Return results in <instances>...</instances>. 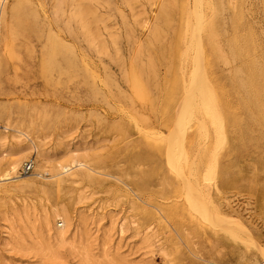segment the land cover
<instances>
[{"label": "rangeland", "instance_id": "374dc122", "mask_svg": "<svg viewBox=\"0 0 264 264\" xmlns=\"http://www.w3.org/2000/svg\"><path fill=\"white\" fill-rule=\"evenodd\" d=\"M163 1L5 0L0 130L7 139L0 154L10 150L18 129L28 133L26 143L40 146L42 157L33 150L22 158L0 157V180L18 160L12 177H23L0 181V264H264V119L248 138L242 126L224 128L221 120L203 136L207 141L198 137L199 152L212 150L219 168L203 161L200 175L185 183L164 164L157 146L168 142L177 150L186 141V131H170L162 109L183 7L197 19L183 43L186 65L198 45L214 46L212 35L219 54L229 52L234 40L238 56L216 60V87L224 100L256 99V116H264V81L263 91L250 98L241 83H250L248 68H242L245 36L264 59V0ZM163 3L169 20L161 15ZM209 19L213 30L204 26ZM158 29L162 35L155 37ZM52 46L57 67L47 68ZM142 80L149 82L144 86ZM187 131L194 133V127ZM74 159L85 167L73 165ZM29 160L35 168L25 174ZM192 202L204 216L191 211ZM57 211L70 223L63 241L56 234Z\"/></svg>", "mask_w": 264, "mask_h": 264}, {"label": "bare ground", "instance_id": "6f19581e", "mask_svg": "<svg viewBox=\"0 0 264 264\" xmlns=\"http://www.w3.org/2000/svg\"><path fill=\"white\" fill-rule=\"evenodd\" d=\"M165 1V0H164ZM163 1V2H164ZM169 1V0H168ZM167 3V2H166ZM163 7L165 6L166 8L163 11V13H161V15L163 17H165L167 20H169V9L167 8V6L165 5V3H163ZM170 4H172L170 2ZM176 4V3H175ZM185 4V3H184ZM168 5V4H167ZM177 5H175L176 7ZM183 5H181L182 7ZM162 7V6H161ZM172 7V6H171ZM174 7V8H175ZM178 7V6H177ZM173 8V9H174ZM236 8V7H235ZM162 9V8H161ZM6 2L5 0H0V41L3 40V35H4V32H6V24H7V18H6ZM86 10V9H85ZM83 10V11H85ZM199 10V9H198ZM171 11V10H170ZM181 11L183 12V20H182V24L180 23V27H177V29H180L178 30L177 34H176V39H177V43H176V46L174 48V60H175V63L174 65H171L172 67L171 68H174L173 69V73H172V78L170 80H172L169 84V86L167 87V89H165L166 91V100H164L165 102V105L164 107L162 106V109H164V113H163V119L164 121L168 124V126L170 127V131L172 133H179L180 131H186V141L184 142H180V146L179 148L176 150L175 148L171 147L168 142H162L161 144H157V146L160 147V150L164 156H162V159L165 160V163L168 168L178 177L180 178L181 180H183V182H188L190 181V179H193L194 176H199L200 175V170L201 169V165H202V162L205 161L206 162H209V163H214L216 169L219 168L218 167V158L216 157V155H214L213 151L210 150V149H204V150H200L199 152V144H198V140L197 141V138L198 137H201V139H203L204 137L203 136H210V129L215 127L216 124L218 123L219 120H221V124L223 125L224 128L228 127L229 125H232V126H242V129H243V135L245 138H248L250 133H253L254 131V128H255V125L257 123H261L262 120L264 119V116H261L258 115L256 116V110L258 108V101L255 100H252L250 98V95L252 97L253 94H257L258 91H259V94L261 93V91H263L262 89V81H264V59L262 57H257L259 55L256 56V54H254V49H255V42L253 39L251 38H246L245 36V47L242 49V53H241V56H243V60L245 61L244 64L245 66H243L242 68H248V73H246L245 75L249 77V81L250 83H247L246 81H242L241 83L243 84L242 87L245 89V91L247 92L248 94V97L250 99H247V97L244 99V100H239V101H232L230 99H227V100H224L223 99V94L220 93L216 87V84H215V79H214V67H215V64H216V60L221 58L225 61H227L231 56L235 57L236 56V51L239 50V48L235 49L234 51V47L232 44H235L234 43V40L232 43H228L230 45H228L230 47V50L229 52H227L226 54H223V53H220L218 51H216V47L219 46L215 40V35H212L211 36V40L210 42L214 44V46H210L209 48L208 47H203L202 45H198L197 48V51L195 52V56H193V60H191V62L188 63V65H186V57L184 56V53L182 52L183 51V43H184V39H188V36H187V33L190 32V35H191V30L196 27V26H192V22L193 24H196L195 22L197 21V19H192L189 15H188V10L186 9L185 11V8H181ZM196 11V10H195ZM235 12V11H234ZM80 13V12H79ZM196 12H194L195 14ZM199 13L197 11L196 13V18L199 17ZM174 14V12H173ZM179 14V13H178ZM80 16V15H79ZM195 16V15H193ZM201 16V15H200ZM244 15H242L243 17ZM173 17V15H172ZM181 17L182 15L180 16V22H181ZM239 17V16H237ZM245 17V16H244ZM164 18V19H165ZM175 18V17H173ZM179 18V17H178ZM160 19V17H159ZM163 19V18H161ZM240 19V18H239ZM244 20V18H242ZM166 20V21H167ZM212 20V19H211ZM211 20L209 19V21L211 22ZM238 20V18H237ZM51 21V20H50ZM143 21V20H142ZM159 21V20H158ZM161 21V20H160ZM164 20V22H166ZM173 21V20H171ZM199 21V20H198ZM242 21V20H241ZM240 21V22H241ZM169 22V21H168ZM161 23V22H160ZM235 23V22H234ZM246 23V21H245ZM249 23V22H248ZM147 24V23H146ZM178 24V23H177ZM176 24V25H177ZM199 24H200V21H199ZM213 21L211 23H206L204 26L207 25L208 29L210 30H213ZM244 24V23H243ZM148 25V24H147ZM167 25V24H166ZM182 25V26H181ZM198 25V23H197ZM245 25V24H244ZM169 26H171V24H169ZM168 26V27H169ZM203 26V25H202ZM240 26V25H239ZM238 26V27H239ZM167 27V26H166ZM165 27V28H166ZM215 27V26H214ZM235 27V26H234ZM192 28V29H191ZM198 28V27H197ZM168 29V28H167ZM176 29V28H175ZM174 29V30H175ZM206 29V28H205ZM204 29V30H205ZM206 29V30H208ZM233 29V28H232ZM149 30V29H148ZM201 30V28H200ZM199 30V31H200ZM205 30V31H206ZM235 30V29H233ZM253 30V29H252ZM176 31V30H175ZM193 31V30H192ZM194 32H196L194 30ZM234 32V31H233ZM199 33V32H197ZM201 33V32H200ZM206 33H209L206 31ZM205 33V34H206ZM154 34H155V37H158L159 34V29L158 30H155L154 31ZM231 34V33H230ZM237 34V33H236ZM255 34V32H254ZM162 35V34H161ZM201 35V34H200ZM210 35V34H209ZM246 35V34H244ZM187 36V38H186ZM197 37L199 35H196ZM230 36V35H229ZM240 36V35H239ZM248 36V35H247ZM165 37V36H164ZM194 37V36H193ZM206 37V36H205ZM210 37V36H208ZM237 39H238V35L236 36ZM254 37V35H253ZM263 38V37H261ZM157 39V38H156ZM164 39V38H163ZM195 39V37H194ZM200 39V38H199ZM208 39V38H207ZM217 39V38H216ZM235 39V38H234ZM237 39H236V42H237ZM241 39V38H240ZM255 39V38H254ZM159 40H162L161 38ZM168 40V39H167ZM166 40V41H167ZM201 40V39H200ZM225 40V39H224ZM227 40V39H226ZM243 40V39H242ZM257 40V38L255 39ZM154 41V39H153ZM165 41V42H166ZM169 41V40H168ZM171 41V40H170ZM196 41V39H195ZM203 40H201L202 42ZM239 41V40H238ZM257 42V41H256ZM151 43V42H150ZM161 43V42H160ZM240 43V42H239ZM264 43V42H263ZM157 44V43H155ZM165 44V43H164ZM197 44V43H195ZM200 44V42H199ZM217 44V46H216ZM221 44V43H220ZM259 44V43H258ZM258 44H257V47H258ZM150 45V44H149ZM158 45V44H157ZM163 45V44H162ZM172 45V44H171ZM239 45V44H238ZM2 46V45H0ZM156 46V45H155ZM161 46V45H160ZM166 46V45H165ZM237 46V45H236ZM235 46V47H236ZM240 46V45H239ZM243 46V44H242ZM158 49H159V46H157ZM166 48V47H165ZM172 48V47H171ZM262 48V47H261ZM259 47V49H261ZM163 49V47H162ZM258 49V50H259ZM227 50V49H226ZM163 50H161L162 52ZM166 51V49H165ZM256 51V49H255ZM173 52V51H172ZM257 52V51H256ZM264 53V51H262ZM164 53V51L162 52ZM82 54V53H81ZM238 54V53H237ZM5 55V54H4ZM262 55V54H261ZM162 56V54H161ZM238 56V55H237ZM236 56V57H237ZM239 56V57H241ZM81 57V56H80ZM238 57V59H239ZM157 58V57H156ZM160 58V57H159ZM164 59V57H163ZM162 59V60H163ZM237 59V60H238ZM1 55H0V63H1ZM84 60V59H83ZM161 60V59H160ZM231 60V59H230ZM242 60V59H241ZM239 59V61H241ZM48 66L47 68H56L57 67V62H56V59H55V52H54V47L52 46L50 48V57H49V60H48ZM219 61V60H218ZM5 62V61H3ZM7 62V61H6ZM85 62V61H84ZM151 62V61H150ZM149 62V63H150ZM72 64L70 66H74L76 67L77 64L75 62H71ZM154 63V62H153ZM152 63V64H153ZM239 63V62H238ZM241 63V62H240ZM185 64V65H184ZM134 65V64H133ZM155 65V64H153ZM152 65V66H153ZM222 64H220L221 66ZM240 65V64H239ZM0 66L2 67L3 65L0 64ZM188 66L187 70H188V75L190 77H192V80L189 81L188 83V80H186L185 78V70H186V67ZM236 66V65H235ZM141 67V66H140ZM154 67V66H153ZM231 67H234L231 66ZM237 67V66H236ZM132 68H134V66H132ZM142 70L146 71V69H143V67H141ZM146 68V67H145ZM151 68V67H150ZM149 68V70H151ZM193 68V70H192ZM234 69V68H233ZM242 69V70H244ZM141 70V69H140ZM155 70V69H154ZM172 70V69H171ZM230 71V70H229ZM234 71V70H233ZM247 71V70H246ZM142 72V71H141ZM151 72V71H150ZM153 72V71H152ZM224 72V71H223ZM144 73V72H142ZM235 73H239L238 72H235ZM154 74H155V71H154ZM147 75V74H146ZM151 75V73L149 74ZM227 75V74H225ZM142 77H144V75L141 74ZM228 76V75H227ZM245 76V77H246ZM147 77V76H146ZM151 77V76H150ZM234 77V75H233ZM232 77V78H233ZM140 78V77H139ZM153 78V77H152ZM154 78H156L157 80V77L154 76ZM144 79V78H142ZM235 79V78H233ZM153 80V79H152ZM152 80H150L151 82H153ZM245 80V79H244ZM143 81V80H142ZM166 81V80H165ZM248 81V82H249ZM149 82V81H148ZM147 82V83H148ZM150 82V83H151ZM158 82V81H157ZM146 83V82H145ZM144 81H143V85L145 84ZM146 83V84H147ZM159 84L161 83L158 82ZM157 83V84H158ZM134 84L137 85V79H135L134 81ZM156 84V85H157ZM158 84V85H159ZM189 84V85H188ZM150 85V84H149ZM147 85V86H149ZM153 85V84H152ZM155 85V86H156ZM162 85V84H161ZM146 86V85H144ZM160 86V85H159ZM189 86V88H188ZM142 87V86H141ZM145 88H149V87H145ZM224 88V87H223ZM153 89H156L157 88H153ZM236 89V88H235ZM145 89H143L144 91ZM159 90V89H158ZM157 90V91H158ZM142 91V90H141ZM147 91V90H146ZM146 91H144L146 93ZM150 91V89H149ZM148 91V92H149ZM154 91V90H153ZM241 91V90H240ZM148 92L146 93L148 95ZM159 92V91H158ZM239 92V90L237 91V93ZM151 92H149L150 94ZM240 93V92H239ZM243 93V92H242ZM146 94L144 95V97L146 96ZM232 93L230 92V95ZM238 95V94H237ZM264 95V94H262ZM151 97V94L148 95ZM226 96V95H225ZM245 96V95H244ZM247 96V95H246ZM259 95H257L258 97ZM147 97V96H146ZM153 97V96H152ZM242 97V96H241ZM148 98V97H147ZM156 98V96H155ZM230 98V96H229ZM150 99V98H149ZM151 100V99H150ZM154 100V99H153ZM264 104V102H263ZM262 107V106H261ZM264 108V107H263ZM261 110V109H260ZM264 110V109H263ZM258 111V110H257ZM260 112V111H259ZM264 122V121H263ZM175 124H178V128H175L177 126H175ZM192 126L194 127V133L190 134L188 131H187V128L188 126ZM258 125V124H257ZM1 126V125H0ZM174 129H177V130H174ZM215 129V128H214ZM5 132L7 130H10L9 127H5L4 128ZM13 130V129H12ZM261 130V129H260ZM259 130V131H260ZM240 131V130H239ZM1 130H0V142L2 143L3 141H6V137L5 136H2L1 135ZM14 132V136H13V139H14V143L11 145L10 147V150H7V151H3L1 154H0V157H7V155H11V157H21L24 156L26 157L28 155V152L30 151H34V154L36 155L35 157H42L41 155V152H40V146L36 145L34 142L31 144L29 143H26V141H24V139H29V136L24 132V131H20V130H13ZM188 132V133H187ZM212 132V131H211ZM175 133V134H176ZM263 133V132H262ZM239 135V132L237 133ZM236 135V134H235ZM263 135V134H261ZM233 136V134H232ZM241 136V135H240ZM203 137V138H202ZM239 137V136H237ZM264 137V136H263ZM205 139V138H204ZM203 139V140H204ZM207 139V137H206ZM205 139V140H206ZM210 140V139H209ZM240 140V138H239ZM243 140V138H242ZM241 140V141H242ZM8 141V140H7ZM202 141V140H201ZM207 141V140H206ZM233 141V140H232ZM29 142V141H28ZM200 142V141H199ZM205 142V141H204ZM0 143V144H1ZM231 143V142H230ZM238 143V142H237ZM206 144V143H205ZM243 144V143H242ZM156 146V144H155ZM203 146V145H202ZM5 147V146H3ZM152 148V146H150ZM147 148V146L145 147ZM157 148V147H156ZM144 149V148H143ZM150 150V148H148ZM155 149V148H154ZM140 150V149H139ZM158 150V151H160ZM133 151V150H132ZM152 151H153V148H152ZM151 151V152H152ZM157 151V150H156ZM134 152V151H133ZM150 152V151H149ZM194 152H197L198 154L196 155V160H195V154ZM153 153L155 154V152L153 151ZM141 154V153H140ZM157 154V152H156ZM200 154V155H199ZM137 155V154H136ZM158 155V157H159ZM139 156V155H137ZM151 155H149L150 157ZM155 156V155H154ZM34 157V158H35ZM141 157V156H139ZM138 157V158H139ZM148 157V156H147ZM153 157V155H152ZM18 158V159H19ZM135 159L133 160H136L137 158L134 157ZM146 158V155L145 157ZM143 158V159H144ZM151 158V157H150ZM149 158V159H150ZM140 159V158H139ZM139 159L138 162H139ZM44 160V159H43ZM147 159H145L146 161ZM151 160V159H150ZM154 160V159H153ZM158 160V159H157ZM243 160V159H242ZM144 161V162H145ZM152 161V160H151ZM245 161V160H244ZM259 161V159H258ZM155 162V161H154ZM157 162H160V161H157ZM44 163V162H43ZM147 163V161H146ZM12 164V163H11ZM20 164H21V161L18 160L16 162H14L10 167L9 170L6 171L4 177L2 180H0L1 182L2 181H15L14 179H22L23 177L20 176V177H12L13 173L16 172L19 167H20ZM149 164V163H148ZM151 164V163H150ZM153 164V163H152ZM151 164V165H152ZM161 164V162H160ZM207 164V163H206ZM35 165V164H34ZM73 165H78V166H84V164L80 163L77 159H74L73 160ZM162 165V164H161ZM205 165V164H204ZM203 165V166H204ZM210 165V164H209ZM208 165V166H209ZM43 166V165H42ZM202 166V168H203ZM207 166V165H205ZM240 166V165H239ZM153 167V166H152ZM151 167V168H152ZM211 167V166H210ZM246 167V166H245ZM82 168V167H81ZM88 168V167H87ZM132 168V167H131ZM158 168V167H157ZM156 168V169H157ZM209 168V167H208ZM207 168V169H208ZM241 168V167H240ZM244 168V166H243ZM211 169V168H210ZM230 169V168H228ZM232 169V168H231ZM242 169V168H241ZM250 169V168H249ZM62 173L66 174V175H72L70 172H71V168L69 167H62ZM159 170V169H157ZM165 170V169H164ZM227 170V169H226ZM263 170V169H262ZM136 171H139V170H136ZM141 171V170H140ZM237 171V170H236ZM239 171V170H238ZM264 171V170H263ZM166 172V171H165ZM246 172V171H245ZM243 172V173H245ZM24 173V172H23ZM128 173V172H127ZM136 173V172H135ZM134 173V174H135ZM155 173V171H154ZM154 173L152 172L151 175H154ZM161 173V172H160ZM223 173V172H222ZM241 173V172H240ZM258 173V172H257ZM38 174V173H36ZM63 174V175H64ZM137 174V173H136ZM142 173H140V176L142 177L141 175ZM149 174V175H150ZM166 173H164L165 175ZM239 174V173H238ZM256 174V173H255ZM130 175V174H129ZM133 175V174H132ZM139 175V173H138ZM138 175H135L136 177L139 178ZM149 175H145L146 176H149ZM234 175V174H233ZM30 176H35L34 174H31ZM37 176V175H36ZM41 176V175H40ZM134 176V178H135ZM156 176V175H155ZM154 176V177H155ZM160 176V175H159ZM239 176V175H238ZM144 177V176H143ZM144 177V178H145ZM152 178V179H155V178ZM168 177V176H167ZM237 177V176H236ZM235 177V178H236ZM137 179V178H136ZM147 179V178H146ZM148 179H150V177H148ZM157 179V178H156ZM49 180V179H48ZM66 181V179H64ZM135 180V179H134ZM151 180V179H150ZM149 180V181H150ZM134 182V181H133ZM145 182V180H144ZM152 182V181H151ZM150 182V185L152 184ZM181 182V181H180ZM179 182V183H180ZM138 185L137 182H134V185ZM139 184H141L139 182ZM181 184V183H180ZM139 186V185H138ZM181 186V185H180ZM186 186V185H185ZM137 187V186H136ZM140 187V186H139ZM151 187V186H150ZM179 187V186H178ZM168 188V187H166ZM181 188V187H180ZM178 189V188H177ZM183 189V188H182ZM141 190H142V187H141ZM184 190V189H183ZM168 191V190H167ZM182 191V190H181ZM180 191V192H181ZM66 205V204H65ZM62 206V205H61ZM70 206V205H68ZM67 206V207H68ZM192 212L195 213L196 215H200V216H204L203 214V211L202 209L200 208V206L196 203V202H192ZM66 207V206H65ZM65 207H63V209H65ZM61 208V207H60ZM59 208V209H60ZM71 208V207H70ZM58 209V208H57ZM56 209V210H57ZM61 210V209H60ZM66 210V209H65ZM65 210H61L62 212L65 211ZM184 210H186L184 208ZM55 212V210H54ZM60 212V211H59ZM67 212V210H66ZM170 212V210H169ZM175 212V211H174ZM172 213L173 216L175 215V213ZM187 210H186V214H187ZM171 213V212H170ZM183 213V212H182ZM180 213V214H182ZM67 214V213H66ZM192 214V213H191ZM57 217L61 219V229L58 231L57 234V238L61 239L62 241L65 240L64 239V236L66 235L68 231V222H67V219L65 218L64 214L63 213H56ZM193 215V214H192ZM183 216V215H182ZM67 217V215H66ZM68 218V217H67ZM70 218V217H69ZM71 219V218H70ZM49 220V219H48ZM60 222V221H59ZM49 223V222H48ZM58 239V240H59ZM60 241V240H59ZM61 241V242H62Z\"/></svg>", "mask_w": 264, "mask_h": 264}, {"label": "built area", "instance_id": "2783aa9c", "mask_svg": "<svg viewBox=\"0 0 264 264\" xmlns=\"http://www.w3.org/2000/svg\"><path fill=\"white\" fill-rule=\"evenodd\" d=\"M34 168H35L34 162L32 160H29L28 162L24 164L23 172L25 174H29L30 172L34 170Z\"/></svg>", "mask_w": 264, "mask_h": 264}]
</instances>
